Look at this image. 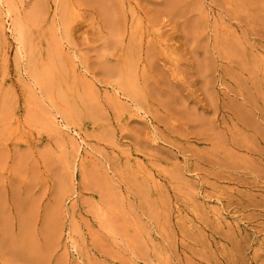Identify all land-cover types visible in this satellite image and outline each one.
<instances>
[{"label": "rangeland", "instance_id": "rangeland-1", "mask_svg": "<svg viewBox=\"0 0 264 264\" xmlns=\"http://www.w3.org/2000/svg\"><path fill=\"white\" fill-rule=\"evenodd\" d=\"M0 264H264V0H0Z\"/></svg>", "mask_w": 264, "mask_h": 264}, {"label": "bare ground", "instance_id": "bare-ground-1", "mask_svg": "<svg viewBox=\"0 0 264 264\" xmlns=\"http://www.w3.org/2000/svg\"><path fill=\"white\" fill-rule=\"evenodd\" d=\"M116 11V10H115ZM115 11L113 12L114 14H115ZM117 14V13H116ZM108 15V14H107ZM110 17V16H109ZM114 17V16H113ZM115 17H117V15L115 16ZM108 18V17H107ZM118 18V17H117ZM117 18H115V19H117ZM109 19V18H108ZM114 19V18H113ZM110 20V19H109ZM110 21H112V20H110ZM116 21V20H115ZM113 22V21H112ZM23 35H24V32H23ZM23 38V37H22ZM26 41H27V39H26ZM116 99V98H115ZM118 99V98H117ZM116 101V100H115ZM96 112V111H95ZM71 137V136H70Z\"/></svg>", "mask_w": 264, "mask_h": 264}]
</instances>
